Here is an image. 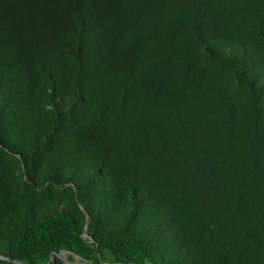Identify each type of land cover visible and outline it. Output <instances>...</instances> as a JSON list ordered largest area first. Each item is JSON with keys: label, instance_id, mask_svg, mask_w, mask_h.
Instances as JSON below:
<instances>
[{"label": "trees", "instance_id": "16d2710c", "mask_svg": "<svg viewBox=\"0 0 264 264\" xmlns=\"http://www.w3.org/2000/svg\"><path fill=\"white\" fill-rule=\"evenodd\" d=\"M62 250L264 264V0H0V255Z\"/></svg>", "mask_w": 264, "mask_h": 264}, {"label": "water", "instance_id": "95a60500", "mask_svg": "<svg viewBox=\"0 0 264 264\" xmlns=\"http://www.w3.org/2000/svg\"><path fill=\"white\" fill-rule=\"evenodd\" d=\"M83 237H84V240H88L91 243L94 242L92 240V238L89 237V235H88L87 232H85V234H84ZM70 256H73V257L82 259L81 257H79L77 255H74V254H72V253H70L68 251H64V250H62V251H55V252L52 253L51 258H50V261H49L48 264H54V262H55L56 259H59L64 264H73V262L70 261V259H69ZM0 260H5V261L11 262L13 264H26V263L20 262V261H18L16 259H13V258H10V257H6V256H2V255H0Z\"/></svg>", "mask_w": 264, "mask_h": 264}, {"label": "rangeland", "instance_id": "374dc122", "mask_svg": "<svg viewBox=\"0 0 264 264\" xmlns=\"http://www.w3.org/2000/svg\"><path fill=\"white\" fill-rule=\"evenodd\" d=\"M73 264H91V263H88L80 258H76L74 257V261H73Z\"/></svg>", "mask_w": 264, "mask_h": 264}]
</instances>
